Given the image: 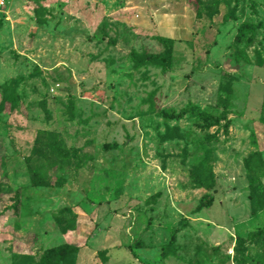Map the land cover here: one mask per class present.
<instances>
[{
    "label": "rangeland",
    "instance_id": "rangeland-1",
    "mask_svg": "<svg viewBox=\"0 0 264 264\" xmlns=\"http://www.w3.org/2000/svg\"><path fill=\"white\" fill-rule=\"evenodd\" d=\"M215 2L0 0V264H264V0Z\"/></svg>",
    "mask_w": 264,
    "mask_h": 264
},
{
    "label": "trees",
    "instance_id": "trees-1",
    "mask_svg": "<svg viewBox=\"0 0 264 264\" xmlns=\"http://www.w3.org/2000/svg\"><path fill=\"white\" fill-rule=\"evenodd\" d=\"M190 1V0H189ZM222 2V0H216L215 2V5L216 6H219L220 3ZM197 17H200V13L197 12ZM164 41H169L170 39L169 38H166V37H163V36H160ZM218 120V119H216ZM249 162L246 161V164H248ZM202 165H206L207 164V182H205L204 184H201L203 186H206L208 191H212L214 188H215V185H216V181H215V177H214V173L212 171V168L209 166L208 162H202L201 163ZM201 165L200 168L204 169L203 166ZM200 174V172H199ZM198 175V174H197ZM19 195H20V189L19 188H16L15 190V205L18 204L19 202ZM213 195L211 193L207 194L206 197L202 200V202L199 204V206L197 207V210L198 209H201L203 206H207L208 208H212L213 206ZM23 224L27 227H30V230L27 232V235L26 236H20L19 234H16L14 236V245L18 246L20 245V243L23 242V247L25 250H29V247H30V242L29 240L31 238H34L36 239L37 236H38V227H37V224H32V222H34V219L32 217H23L22 220ZM261 233V232H260ZM262 233H264V231H262ZM258 234V232H257ZM167 247L165 246V249Z\"/></svg>",
    "mask_w": 264,
    "mask_h": 264
}]
</instances>
